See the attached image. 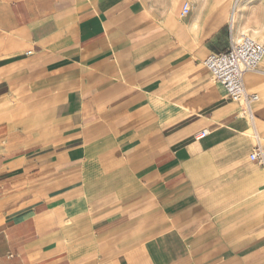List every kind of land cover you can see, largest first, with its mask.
<instances>
[{
  "label": "crops",
  "instance_id": "0c3cea01",
  "mask_svg": "<svg viewBox=\"0 0 264 264\" xmlns=\"http://www.w3.org/2000/svg\"><path fill=\"white\" fill-rule=\"evenodd\" d=\"M184 2L0 0V264H264V57L250 123Z\"/></svg>",
  "mask_w": 264,
  "mask_h": 264
},
{
  "label": "built area",
  "instance_id": "2783aa9c",
  "mask_svg": "<svg viewBox=\"0 0 264 264\" xmlns=\"http://www.w3.org/2000/svg\"><path fill=\"white\" fill-rule=\"evenodd\" d=\"M190 10L188 3H184L182 14ZM264 57V44L252 36L240 33L237 37L232 34L231 27L228 30V46L219 52L208 54L202 61L209 71L211 79L222 85L227 97L241 103V115L246 116L250 123L253 122L251 102L258 100L256 93H248L243 83V74L247 71L258 69ZM208 133L207 130L198 132L195 137L200 138ZM256 143L249 155L251 160L264 163L263 149L254 132Z\"/></svg>",
  "mask_w": 264,
  "mask_h": 264
},
{
  "label": "rangeland",
  "instance_id": "374dc122",
  "mask_svg": "<svg viewBox=\"0 0 264 264\" xmlns=\"http://www.w3.org/2000/svg\"><path fill=\"white\" fill-rule=\"evenodd\" d=\"M219 1L185 0L184 3H188L190 8L207 11ZM234 2L235 0H233L232 7ZM232 7L229 8L227 27L228 30L231 27L233 36L237 37L240 33H245L253 37L257 34L253 38L258 41L261 40L264 44V0H239L236 9L232 10Z\"/></svg>",
  "mask_w": 264,
  "mask_h": 264
},
{
  "label": "bare ground",
  "instance_id": "6f19581e",
  "mask_svg": "<svg viewBox=\"0 0 264 264\" xmlns=\"http://www.w3.org/2000/svg\"><path fill=\"white\" fill-rule=\"evenodd\" d=\"M238 1H239V0H235V2H234V4H233V7H232V10H235V9H236V5H238ZM239 3H240V2H239ZM239 5H240V4H239ZM231 19H232L231 21H232V23H233V17H232ZM255 31H256V30H255ZM255 33H256V32H255ZM255 35H257V34H255ZM255 35H254V36H255ZM254 36H253V37H254ZM260 41H261V40H260Z\"/></svg>",
  "mask_w": 264,
  "mask_h": 264
}]
</instances>
